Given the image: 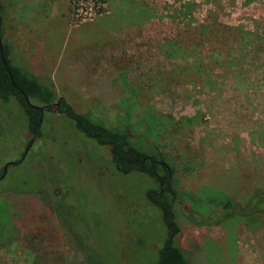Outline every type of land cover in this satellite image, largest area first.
<instances>
[{"label":"rangeland","instance_id":"1","mask_svg":"<svg viewBox=\"0 0 264 264\" xmlns=\"http://www.w3.org/2000/svg\"><path fill=\"white\" fill-rule=\"evenodd\" d=\"M0 4L4 42L17 3ZM29 4L33 76L75 113L107 126L125 120L130 136L148 127L144 108L184 117L159 122L145 136L150 146L134 141L146 153L177 151L174 241L187 262L264 264V213L251 222L213 207L218 194L242 203L264 188V0H91L86 14L71 0ZM38 132L0 180V206L13 201L15 218L21 194L39 190L45 243L32 240L37 231L19 232L0 241V264L154 263L166 237L145 197L155 182L114 170L107 147L61 115L44 112ZM30 138L21 109L0 101V166L16 163Z\"/></svg>","mask_w":264,"mask_h":264},{"label":"trees","instance_id":"2","mask_svg":"<svg viewBox=\"0 0 264 264\" xmlns=\"http://www.w3.org/2000/svg\"><path fill=\"white\" fill-rule=\"evenodd\" d=\"M184 7L185 5H182L180 10ZM1 36L0 18V43L2 47L0 53V101L2 103L11 101L21 109L25 116L29 132L34 128L38 132L36 125L40 119V113L37 109H33L27 105L24 97L28 99L30 104L45 107L46 110H48L50 103L57 101L60 107H66V116L75 122L74 126L81 134L92 139L96 145L107 147L109 166L117 169L120 173L137 172L152 179L156 184V188L147 190L145 197L150 205L158 211L166 230V237L157 251V259L152 264H189L184 257L185 253L177 247L174 241L179 229L175 223V209L173 207L175 197L170 192L173 193L174 191L173 166L176 165L175 162L179 158L176 154L177 151L175 152L173 149H165L162 151L155 149L153 153H146L134 141L139 137L144 140L146 145L150 146L145 136L153 135L159 126V122L168 127L171 123H184V117L173 120L169 115H159L165 117V120L161 121L159 116L156 117L144 108L142 116H144L143 120L145 119L144 122H146L145 124L148 127L142 128L139 134H132L130 136L129 127L127 126L128 122L125 120L124 123L118 122L116 126H107L101 120L92 118L89 112L84 114L75 113L66 103L65 99L57 97L55 91L48 85L39 81L32 74L28 73L26 69L12 63L9 57V47L2 42ZM2 59L5 62V66L2 63ZM91 75H88V77H92ZM91 92L93 93V91H88V93ZM132 93V96H134L135 92ZM164 146L165 144L161 148ZM168 174H170L169 178ZM163 181L167 182V187L160 185V182ZM39 193L38 190L34 193L30 191V193L23 192L21 194L20 199H18L21 210L18 215H15V218L11 212V207L13 208L14 206L13 201L11 202V206H7L6 202L3 207L0 206V241H3L2 243L5 244L4 241H7L11 236L19 234V232H25L29 235L35 233L34 231L38 233L32 236V240L38 245L45 243V235L41 233L43 232L45 218L40 217V213L38 212L41 209L35 203L36 200L42 197L39 196L41 194ZM184 194L186 193H178L180 196H184ZM213 207L214 210L217 208L221 213H225L227 215L226 217L249 216L248 220L253 218L250 221L256 222V218L264 213V188L251 190L242 203H236L235 199L230 195L221 196L218 194V198ZM4 222L7 224L5 227ZM41 261H43V258H37L34 264H41Z\"/></svg>","mask_w":264,"mask_h":264},{"label":"crops","instance_id":"3","mask_svg":"<svg viewBox=\"0 0 264 264\" xmlns=\"http://www.w3.org/2000/svg\"><path fill=\"white\" fill-rule=\"evenodd\" d=\"M14 1H16L17 4L12 12V23L11 28H9L11 33L6 32L7 40H5L4 43L9 47V57L14 65L25 68L26 71L32 75H37L38 72L36 69L39 68L30 65L29 62L32 56H30L31 53L26 51V48L33 44L30 37L33 32L31 26L35 13L29 8V6L31 7V4H29L30 0ZM67 12L68 11H66V13ZM41 13L44 12H39V14Z\"/></svg>","mask_w":264,"mask_h":264},{"label":"flooded vegetation","instance_id":"4","mask_svg":"<svg viewBox=\"0 0 264 264\" xmlns=\"http://www.w3.org/2000/svg\"><path fill=\"white\" fill-rule=\"evenodd\" d=\"M58 97V96H57ZM36 106V105H35ZM37 107H40V108H42V112L40 113V119H41V122H42V114L44 113V112H49L50 113V115H53V116H63L65 119H67V120H69L72 124H73V127H74V129L76 130V132H79L76 128H75V122L73 121V120H70L67 116H66V111H67V109H66V107L65 106H59V104H58V102L57 101H54V102H52V103H50L49 104V107H48V110H46L45 109V107H41V106H37ZM39 119V120H40ZM41 122L39 123V121H38V123H39V126H37L36 125V128L38 129V131H39V128H40V125H41ZM33 131L35 132V134H36V137H35V139H34V141H33V143L36 141V140H38V139H40L41 137H43L42 136V134H40V132H36V130H35V128L32 130V131H30V134H31V138H30V140L32 139V134H33ZM80 133V132H79ZM81 134V133H80ZM83 135V134H82ZM84 136V135H83ZM87 138V137H86ZM29 140V141H30ZM29 141L26 143V146L28 145V143H29ZM32 143V144H33ZM32 144H31V146H32ZM26 146H25V148H26ZM30 146V147H31ZM24 148V149H25ZM24 149H23V151H24ZM30 149V148H29ZM28 149V150H29ZM23 151H22V153H23ZM22 153L20 154V157L22 156ZM27 154V153H26ZM20 157H19V159H20ZM25 158V157H24ZM24 160V159H23ZM18 162V161H17ZM16 162V163H17ZM4 166V165H3ZM3 166H0V176L2 175V169H3ZM9 166H7V168H8ZM7 168H6V171H7ZM114 170H116L117 171V169H115V168H113ZM118 172V171H117ZM167 172H168V170H167ZM124 174V173H123ZM5 175H6V172H5V174H4V176H3V178L5 177ZM169 176H170V174H168V178H169ZM3 178H1L0 180H2ZM160 185L161 186H164V187H167V182L166 181H163V182H160ZM38 190H32V192L34 193V192H37ZM161 192H162V190H161ZM58 193H60V190H56L55 192L53 191L52 192V196L54 197H56V195L58 194ZM171 193V195H173V193L172 192H170ZM40 194V193H39ZM41 195V194H40ZM39 195V196H40ZM37 196H38V194H37ZM43 197V196H42ZM59 198H61V197H59ZM52 211H53V209H52ZM55 212V211H54ZM63 219L61 218V217H59L58 216V221H60V223H62V225H64V226H66V229H67V225H66V222H61Z\"/></svg>","mask_w":264,"mask_h":264},{"label":"water","instance_id":"5","mask_svg":"<svg viewBox=\"0 0 264 264\" xmlns=\"http://www.w3.org/2000/svg\"><path fill=\"white\" fill-rule=\"evenodd\" d=\"M1 51H2V47H1V43H0V53H1ZM2 63H3V65L5 66V62L3 61V59H2ZM9 78H10V80H11V77H10V76H9ZM11 83H12V82H11ZM24 101H25V103H26L27 105H29L31 108H33V109H37L40 113L42 112V108L30 104L29 101H28V99H27L26 97H24ZM40 122H41V119L39 120V123H40ZM39 123H38L37 126H39ZM35 137H36V134H35V132L33 131L32 139L29 141L28 145H27L26 148L24 149V151H23V153H22V156L20 157V159L18 160L17 163H5V164H4L3 169H2V175L0 176V179L3 178V176H4L5 172H6V168H7V166H11V165H14V164H18V163H20V162L24 159V157L26 156V153L28 152V149L30 148L31 144L33 143Z\"/></svg>","mask_w":264,"mask_h":264},{"label":"built area","instance_id":"6","mask_svg":"<svg viewBox=\"0 0 264 264\" xmlns=\"http://www.w3.org/2000/svg\"><path fill=\"white\" fill-rule=\"evenodd\" d=\"M91 0H71L72 5H74L76 11H81L82 9H84L83 14H86L87 10H90V8H87L86 5L89 4ZM80 13H77L76 16H80Z\"/></svg>","mask_w":264,"mask_h":264}]
</instances>
